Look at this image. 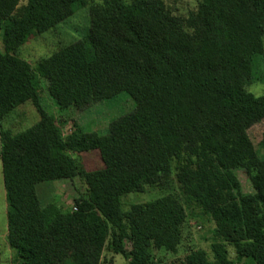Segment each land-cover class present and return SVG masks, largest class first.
Masks as SVG:
<instances>
[{"label": "trees", "instance_id": "obj_1", "mask_svg": "<svg viewBox=\"0 0 264 264\" xmlns=\"http://www.w3.org/2000/svg\"><path fill=\"white\" fill-rule=\"evenodd\" d=\"M102 1L91 10L82 40L31 68L18 50L87 0H26L23 6L0 0V121L27 102L39 116L16 135L0 130L6 240L17 262L102 264L107 241L129 264H151V249L176 253L186 214L175 198L121 210L122 197L173 177L186 202L215 225L212 260L194 251L185 264H264V155L247 133L264 118V94L246 92L238 82L246 70L252 81H264L258 69L264 0H200L186 18L172 15L161 0ZM222 33L233 43L226 51ZM243 50L250 52L249 69L237 57ZM38 79L61 112L120 93L135 108L112 121L105 135L78 128L64 136L40 103ZM259 147L264 150V138ZM94 151L102 163L94 171L71 155ZM239 168L252 194L241 192ZM74 179L86 187L75 210L40 206L37 184Z\"/></svg>", "mask_w": 264, "mask_h": 264}, {"label": "rangeland", "instance_id": "obj_2", "mask_svg": "<svg viewBox=\"0 0 264 264\" xmlns=\"http://www.w3.org/2000/svg\"><path fill=\"white\" fill-rule=\"evenodd\" d=\"M123 1L130 2L131 0ZM161 1L172 15L180 18H186L190 13L195 12L200 2V0ZM25 3L26 0H20L19 6L25 5ZM102 5V0H87V4L84 7H76L74 14L66 21L57 25L56 28L30 38L18 50L17 55L26 61L31 68H35L37 62L40 60L49 57L71 43L82 40L88 33L91 10L94 7H101ZM222 34L223 45L226 51L228 47L233 46V43H230L227 33ZM243 51L241 56L237 55V57L239 61H241V64H244V69H249L248 60L250 52L247 50ZM260 51L261 48L259 52ZM256 52L258 51L256 50ZM241 64L239 63V67ZM258 69L264 75L263 52H261L258 58ZM239 73V85L246 90V92L255 96L264 94V81H252L249 79L247 70L245 74L244 72L243 74L242 72ZM38 83L40 103L46 114L56 119L58 127L64 136L74 132L78 128L84 133L93 132L99 135H105L112 121L130 114L135 108L131 97L126 93H120L114 98L94 103L82 111L70 108L61 112L47 94L46 81L38 79ZM38 121V113L32 104L27 102L16 108L6 119L0 121V130H8L13 135H16L31 128ZM247 133L259 156L264 155V150L259 147V144L264 138V118L259 123L250 127ZM71 155L77 162L82 164L86 171H94L102 168V163L96 151ZM235 175L240 184L241 192L244 194H252L254 190L245 171L239 168L235 171ZM85 188L82 181L74 179L72 181H49L39 183L36 185L35 190L42 208L47 205H52L62 212H68L73 211L74 199L82 195ZM164 196H171L181 203L185 209L186 217L180 229V242L176 253L151 249V264H185V257L194 251H203L206 253L208 259L212 260L210 246L214 242V222L194 204L186 202L179 189V185L173 177H170L158 185L144 186L140 191L122 197L121 210L127 212L134 204H143ZM6 210L7 204L0 160V264H19L14 251L9 248L6 240ZM126 249L129 250L128 243H126ZM226 250L228 258L233 260L235 258L234 249L226 245ZM101 262L102 264H129L121 255L114 254L108 248V241L103 249Z\"/></svg>", "mask_w": 264, "mask_h": 264}, {"label": "built area", "instance_id": "obj_3", "mask_svg": "<svg viewBox=\"0 0 264 264\" xmlns=\"http://www.w3.org/2000/svg\"><path fill=\"white\" fill-rule=\"evenodd\" d=\"M73 210H75V208Z\"/></svg>", "mask_w": 264, "mask_h": 264}]
</instances>
